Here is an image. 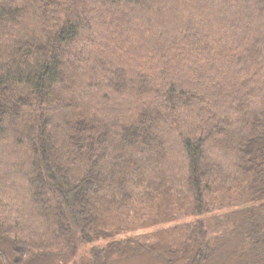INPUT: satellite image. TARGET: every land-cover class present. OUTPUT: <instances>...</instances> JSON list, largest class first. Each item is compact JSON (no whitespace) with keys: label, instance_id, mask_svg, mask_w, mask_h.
<instances>
[{"label":"trees","instance_id":"obj_1","mask_svg":"<svg viewBox=\"0 0 264 264\" xmlns=\"http://www.w3.org/2000/svg\"><path fill=\"white\" fill-rule=\"evenodd\" d=\"M95 242L264 264V0H0V264Z\"/></svg>","mask_w":264,"mask_h":264},{"label":"rangeland","instance_id":"obj_2","mask_svg":"<svg viewBox=\"0 0 264 264\" xmlns=\"http://www.w3.org/2000/svg\"><path fill=\"white\" fill-rule=\"evenodd\" d=\"M91 244H86L68 251L70 252L68 256L59 257V264H92V258L90 257L89 250L92 247L100 246L99 244H102V242H95ZM0 246H4V244H0ZM43 261V264H58V260H53L50 263H46L48 260ZM35 264H42V262L38 261ZM108 264H167V262L160 256L152 257L147 253L138 255L132 254L128 257H122L119 254L112 253L108 258Z\"/></svg>","mask_w":264,"mask_h":264}]
</instances>
